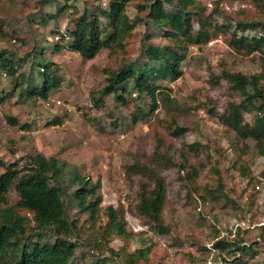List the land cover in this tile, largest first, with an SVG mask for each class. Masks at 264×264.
Listing matches in <instances>:
<instances>
[{
	"label": "rangeland",
	"instance_id": "1",
	"mask_svg": "<svg viewBox=\"0 0 264 264\" xmlns=\"http://www.w3.org/2000/svg\"><path fill=\"white\" fill-rule=\"evenodd\" d=\"M105 2L102 0V4ZM202 2L219 23L264 21L263 8L250 1ZM98 3V0L0 2L3 20L0 50L22 59L28 56V62L18 61V73L39 82L41 69L36 59L31 61L30 54L42 47V55L57 66L56 74L61 80L60 86L49 94L61 104L47 110L40 107L42 97L27 95V82L15 83L9 76L0 78V97L9 95L0 102V157L19 166L37 153L63 160L68 167H76L80 175L99 181L102 209L107 205L123 207L126 235L124 238L113 235L106 241L85 222L87 215L79 213L71 195L74 185L66 182L63 199L71 218H76L82 227L77 237L80 243L74 251L82 264L97 258L108 264H128L136 249L147 246L150 250L145 258L135 256L138 264H235L234 260L240 258L245 264H264V239L257 228L264 226V156L258 154L252 139L240 140L220 123L216 115L229 101H238L239 96L223 79L214 84V76L227 68L247 76L260 75L259 85L264 86L261 77L264 60L258 53H236L227 45L226 36L219 35L202 46H189L179 78L155 82L162 94L157 95L158 104L153 110L149 109L147 95L121 91L126 104L110 94L103 105L96 106L93 96L98 97V91L105 85L107 70L133 60L142 64L145 35H149L151 43H166L155 27L145 21L137 25L123 52L102 49L85 60L65 48L55 51L53 44L65 41L60 35L72 28L67 19L72 6L81 13L94 11ZM64 5L68 7L56 19L40 23L39 16L55 14ZM127 12L131 17H144L145 13L137 10L135 2H131ZM138 108L148 115L133 122L132 113ZM8 117L18 124L11 125ZM54 118L60 122L51 124ZM244 118L250 121L252 113H245ZM175 125L185 127L186 131L179 136L170 134ZM192 143H198L194 150L189 148ZM158 144L173 163L161 172L166 187L162 217L169 229L165 234L156 232L133 213L139 183L145 179L137 174L128 178L124 171L134 161L149 163ZM242 166L249 169L247 176L242 174ZM186 171H192L194 178H188ZM208 189L214 190L216 196L212 197ZM8 198H17L13 187ZM99 222H106L103 214ZM221 237L242 239L255 253L241 256L239 251L217 250L213 243Z\"/></svg>",
	"mask_w": 264,
	"mask_h": 264
},
{
	"label": "trees",
	"instance_id": "2",
	"mask_svg": "<svg viewBox=\"0 0 264 264\" xmlns=\"http://www.w3.org/2000/svg\"><path fill=\"white\" fill-rule=\"evenodd\" d=\"M3 0H0L2 2ZM94 11L84 10L79 13L77 8L67 16L72 28L60 35L65 41L53 44L54 50L63 48L78 53L83 59L89 60L102 49L110 53L123 52L126 42L133 35L137 25L150 22L166 41L164 44L149 42V35H145V48L142 64L133 60L123 63L115 70H107L105 85L98 91L99 96H93L96 106L104 104V98L115 94L116 98L126 104L122 94L147 95L150 98V110L157 104V95H161L159 80H175L182 75L181 64L186 59L189 46H202L219 35L226 36L227 45L236 53L250 55L258 53L264 60V21H229L219 23L215 21L202 0H102ZM250 1L258 8H263L264 0ZM48 3L49 0H43ZM135 2L139 12L144 17H131L127 8ZM68 5L61 6L55 14L39 16L40 23L48 19H56ZM101 19L103 21H101ZM196 22L197 27H194ZM3 20L0 19V35L3 33ZM251 35L250 30H256ZM56 36V35H55ZM31 53V61L37 62L41 71L40 81L33 77H26L18 73L19 60L12 52L0 50V78L9 76L15 83L27 82L28 96L35 99L48 98L49 94L60 86V77L56 74L57 66L46 59L42 47ZM28 55V53H26ZM29 57L23 60L28 62ZM264 75H261V77ZM28 78V79H27ZM225 80L229 89L239 96L238 101L231 100L222 112L217 114L220 123L232 130L240 140L252 139L259 155L264 156V86L259 85L260 75L247 76L240 71L222 68L214 76V84ZM160 92V93H159ZM6 96L0 97V102ZM252 113V119L246 121L245 113ZM148 113L141 108L132 113V121L137 122L146 118ZM11 125H17L14 118L8 117ZM59 118H54L51 124H58ZM21 127H25L22 125ZM170 134L179 136L186 131L185 127L175 125ZM198 143H192L189 148L196 149ZM196 146V147H195ZM158 144L149 163L134 161L124 167L125 175H139L145 179L139 183L136 193V203L133 213L144 219L145 223L158 233H168V226L164 223L162 210L165 202V179L161 172L172 165L160 150ZM29 162L19 166L13 161L6 163L0 157V264H82L74 255L79 230L77 219L71 218L63 195L67 191L66 182L74 185L71 192L76 206L84 219L92 227L93 232L106 241L113 235L124 238L123 207L107 205L101 208V194L99 181L93 182L89 177L80 175L74 166H67L66 162L53 156L45 157L37 153L30 156ZM183 169V165L181 166ZM242 174L247 176L249 169L242 166ZM192 172V171H191ZM191 172L186 176L193 179ZM196 172H194V175ZM13 187L17 193L15 200L8 198V191ZM215 197V191L208 189ZM102 209V212L100 211ZM106 222H97L101 215ZM259 236L264 239V226L260 225ZM239 234V233H238ZM52 238V239H51ZM90 239H88L89 241ZM95 248L98 245L94 243ZM217 250L239 251V254H254L252 246L246 245L242 239L221 237L213 243ZM150 247L139 248L132 253L128 264H138L136 255L145 258ZM235 259V264H245ZM224 261H226L224 259ZM86 264H108L104 259H95Z\"/></svg>",
	"mask_w": 264,
	"mask_h": 264
},
{
	"label": "built area",
	"instance_id": "3",
	"mask_svg": "<svg viewBox=\"0 0 264 264\" xmlns=\"http://www.w3.org/2000/svg\"><path fill=\"white\" fill-rule=\"evenodd\" d=\"M56 38H58L59 36H55ZM40 107H42L43 109H47V110H53V108H56V106L61 104L60 100H54L51 97L42 99L40 101Z\"/></svg>",
	"mask_w": 264,
	"mask_h": 264
}]
</instances>
